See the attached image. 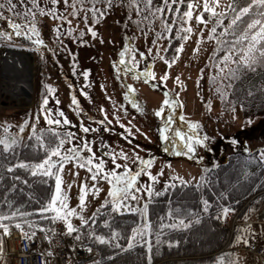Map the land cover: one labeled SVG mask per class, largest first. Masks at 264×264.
<instances>
[{
	"label": "rangeland",
	"instance_id": "rangeland-1",
	"mask_svg": "<svg viewBox=\"0 0 264 264\" xmlns=\"http://www.w3.org/2000/svg\"><path fill=\"white\" fill-rule=\"evenodd\" d=\"M72 3L73 0H68V6L61 14L66 17L65 20L53 19L51 16L36 17L40 36L34 35V39L44 41L39 45L42 50L34 51L32 44L19 43V40L0 42V125L4 127L0 138H16L21 142L35 129L48 124L45 119L47 116L52 120H60L61 123L57 125L67 133H73L69 140H65L61 151L75 146L81 148L80 156L84 158L94 153L95 162L104 161L105 171L114 170L124 174L126 170L123 165L127 164L128 169L135 173L145 167L139 163L137 156L144 160L151 159V168H146L137 177L135 186L130 190L137 198L122 200V212L142 210L145 204L148 205L151 196L146 188L149 185L160 192L169 183L179 182L176 177L189 183H200L206 170L226 159L229 153L264 147V115L245 117L240 106L226 107L221 103L219 94L228 85H225L226 80L223 78L224 70L220 69L223 61L212 65L211 55L216 44L208 38L210 22L205 26L197 25L195 19L191 21L194 32L181 43L183 51L177 54L176 62L169 66L165 60L171 61L173 57L164 54L169 42L168 32L161 40L158 36L163 29L161 12L149 8L147 0L142 2L141 13H135V17L127 15L119 5H112L105 12L100 10L94 14L88 11L85 0L83 9L77 0L79 14L73 16L70 15ZM224 3H232V0H222ZM199 11L196 9L194 16ZM173 22L169 24L172 26ZM69 29L72 31L69 32ZM89 29L94 30L96 35L93 36ZM81 32L84 33L82 36ZM8 33L15 38L14 29L10 27ZM16 37L19 39L23 36ZM197 48L199 51H194ZM8 49L25 51L30 55L34 75L33 91L28 95L30 99L25 94L16 98L7 89L3 77V57ZM125 49L130 51L125 52V63L121 64L120 53ZM133 56L136 62L134 72L128 71L132 67ZM232 63V60L229 61L227 66ZM145 70L154 72L155 78L142 75ZM165 73L168 79L162 81L160 77ZM217 75V83L212 84V77L214 79ZM48 85L52 86L54 92L48 91ZM126 85H131L135 91L129 93ZM165 92L169 93L168 99L174 103L163 105ZM125 93H129V98H125ZM45 97L48 99L47 105L43 104ZM73 97L77 104L72 103ZM132 99L140 106V110L133 106ZM161 107H164V111L156 116L155 112ZM60 112L64 116H60ZM169 115L172 117L166 133L169 139L163 140L160 130L168 123ZM65 117L70 123L63 122ZM190 123H199L200 127L191 129ZM22 125L23 132L20 130ZM81 125L95 131L84 132ZM177 130L186 135H196L202 140L204 137L207 139L203 144L195 145V152L184 155L187 149L175 135ZM85 142L92 149L91 153L83 148ZM110 152L116 155L115 163ZM121 153H126L128 159L125 160ZM148 171L157 176L156 181L148 177ZM161 171L162 175L159 174ZM62 176V191L67 195L68 208L79 212V215L69 217L74 228L83 225L81 215L89 221L102 205L112 204L113 197L109 195L114 186L109 183L111 176L99 178L103 176L101 172L96 180H92L88 168L78 167L76 161L64 165ZM82 185L86 186L87 196L86 207L80 211ZM93 185L97 191H93ZM136 188L140 191L137 192ZM263 207L253 216L248 212L239 217V211L234 210L226 219L223 218L230 225H233L234 219L242 221L235 228L244 232L249 243L264 242V222L260 218ZM3 249L0 264H13L11 255ZM237 255L245 258L238 249Z\"/></svg>",
	"mask_w": 264,
	"mask_h": 264
},
{
	"label": "trees",
	"instance_id": "trees-1",
	"mask_svg": "<svg viewBox=\"0 0 264 264\" xmlns=\"http://www.w3.org/2000/svg\"><path fill=\"white\" fill-rule=\"evenodd\" d=\"M143 1L135 0L133 3L132 0H111L112 5L122 6L126 14L133 17H135V13L138 15L141 13ZM85 2L88 11H92L93 5L99 11L105 12L108 8L107 0H85ZM250 2L251 0H234V2L232 0L233 7L243 6ZM0 3L7 5V0H0ZM11 3L16 5L12 13L7 11V6L0 9L3 12V16L0 17V32L8 33L9 19L21 23L22 28L26 30L28 27L26 21L32 19L31 16L27 15L29 8L36 13V17L40 16L39 11L32 7L31 0H11ZM38 3L40 8H55L57 16L65 12L64 0H59L57 5H52L51 0H38ZM169 4L171 8L164 5V0H152L151 9L154 11L156 7H161L163 9L161 19L168 23L174 21L172 32L168 33L171 42H168L164 53L172 58L177 55L176 49L184 41L177 36V30L181 26L179 15H182L183 11L186 10L187 5L186 3L173 4L172 0H169ZM136 5H139V12L136 10ZM176 8L180 9L179 15L175 11ZM260 11H264V9H260ZM13 13L19 15H13ZM204 17L211 23V28L216 26L215 19H209L208 13H204ZM231 17L232 13L227 12L223 25L217 26V31L213 34L214 37L224 41L223 44L218 45L217 39H212L216 44L211 55L214 66L221 62V57L233 44L236 45V48L231 50L234 51L232 61H238L242 55L240 49H243L248 43V41L238 40L237 37L245 30L248 20L255 17H245L244 20L230 29L227 35L221 37V32L228 25ZM137 21L139 22V20ZM4 26L6 27L3 28ZM165 34L166 32H163V37H160L161 40L165 38ZM10 36V39L0 36V42L11 43L19 40V43L32 44L34 51H39L41 48V46L34 44V35L31 39L27 36L19 39L16 36L13 38L11 34ZM220 69L224 70L223 78L226 80L225 85H228V88L219 94L222 105L226 107L240 106L245 117L264 115V61L254 64L252 69L237 63L225 67L223 62ZM230 70H235V73L232 74ZM217 80L218 75L214 79L212 77V84L217 83ZM3 131L4 127L0 125V133ZM41 135L44 143L48 147H53L57 143V137L64 139L67 132L60 125L48 123L38 127L21 142H18L14 152L5 153L3 146L0 145V177H2L0 179V214H8L11 211L29 214L22 217L18 216L16 220L31 221L35 227L30 230L39 228L48 230L55 225L56 220L53 222L50 219L42 218V216L52 217L55 213L46 212L42 214L38 211L41 207L46 206L54 194L55 178L40 174L33 176L27 170L20 168L8 173L6 166L9 163L16 164L20 160L33 163L43 160L47 153L44 148L40 147L36 138ZM67 139L65 140L67 141ZM262 151H264V147L259 150H242L229 153L226 159L206 170L200 183L173 182L160 192L153 188L146 216H142L140 211H114L112 204L109 203L101 207L96 212L97 215L92 217L88 224L81 225L78 230L82 238L97 249L99 264H149L146 242H150L152 245L151 264H229V261L237 260V258H239V264H247L246 259L237 255L236 236L241 231L238 228H234L232 231V225L224 220L220 210L222 207H229L239 211V217L248 212L253 216L264 205V159H261ZM15 176H20V179L16 180ZM45 180L47 183L44 182ZM156 193H160V195ZM204 200L209 202L207 211H204ZM180 219L189 223L190 226L188 228H161V224L179 223ZM104 221L108 222V226H105ZM3 223L10 222L3 221ZM145 223L151 225L150 233L144 229L146 235L143 237L137 235L133 241V247L128 248L129 237L133 235L132 229L138 226L142 228ZM10 225H14V222ZM113 230L119 233L116 242L127 249L126 251L115 247V244H100L89 235L90 232L95 231L97 235L111 239ZM158 234H160V243H157ZM0 235H2V229H0ZM169 241L172 242L171 247Z\"/></svg>",
	"mask_w": 264,
	"mask_h": 264
},
{
	"label": "snow or ice",
	"instance_id": "snow-or-ice-1",
	"mask_svg": "<svg viewBox=\"0 0 264 264\" xmlns=\"http://www.w3.org/2000/svg\"><path fill=\"white\" fill-rule=\"evenodd\" d=\"M78 2L80 3L81 9H83V4H84V0H78ZM133 3H135V0H132ZM234 2V0H233ZM52 5H57L59 3V0H51ZM76 3L77 0H73V3L71 4V7L73 9V11L70 13V15L76 16L79 14L78 10L76 9ZM173 4L179 3V4H184L186 3V10L183 11L182 15L180 14V9L176 8L175 11L176 13L179 15V20H180V28L177 30V36H179V38L181 40H188L190 38V34H192L194 32V28L193 25L191 23V21L193 19H195L196 24L197 25H205L207 26L208 20H205L204 17V13H208L209 14V19L214 18L215 19V25L210 29L209 32V39H217V44L221 45L224 43V41L222 39L216 38L213 36L214 33H216L217 31V26H221L224 23V18L226 16L227 12H231L232 13V17L228 23L227 26L224 27L223 31L221 32V37L225 36L228 34L229 30L234 28L238 22L244 20L245 17H255V18H251L248 20V22L246 23V27L245 30L241 33V35L239 37H237L238 40H244V41H248V43L246 44V46L243 49H240V51L242 52V55L239 57L238 61H232L233 63H237L240 64L246 68L252 69V66L258 62L264 61V11H260V9H264V0H251L250 3H246L243 6H239L237 5L236 7H233L232 3H224L222 4V0H172ZM64 4L67 8L68 6V0H64ZM31 5L33 8H36L39 11V14L41 16L44 15H48L53 17V19H61V20H65L66 17H64L63 15L57 16V10L55 8H49V9H44V8H40L38 0H31ZM164 5L166 7L171 8V5L169 4V0H164ZM7 6V11L12 13L13 9L16 7L15 4L11 3V0H7V5L4 3H0V9H4ZM107 6L111 7L112 6V2L111 0H107ZM147 6L149 8L152 7V0H147ZM196 9H200L199 12H197L194 16V11ZM218 9H221L218 11ZM136 10L137 12L140 11L139 9V5H136ZM255 10V11H254ZM93 13L95 14L97 11H99L98 9L95 8V6L93 5L92 8ZM155 12H162L163 9L161 7H156L154 9ZM101 15H103V13H100ZM13 15H19L17 13H13ZM27 15L31 16V21H26L28 24V27L26 30H24L22 28L21 23H17L11 19H9V26L15 30V35L16 36H27L29 39L32 38L33 35L39 37L40 36V32L37 28V25L35 23L36 20V13L33 12L31 10V8L27 9ZM3 16V12L0 11V17ZM85 21L87 20V16L84 17ZM145 19H147V17H145ZM69 24H71V21H68ZM162 28H163V32H168L171 33L172 32V26L166 21L162 19ZM72 29H69V32H71ZM89 31L92 32V35L95 36L96 33L94 30L89 29ZM57 32H59V29L57 28ZM163 32L159 33L158 36H160L161 38L163 37ZM181 33H183V35H181ZM84 33L81 32V36ZM0 36H5L7 38H11L10 34L6 33V32H0ZM171 42V41H169ZM34 43L36 45H42L44 43V41L42 39L37 38ZM153 43L155 44L156 42L153 41ZM197 43H199V41H197ZM236 48V45L233 44L231 45V48H229V50L226 52V54L221 57V60L224 62L225 67L227 66L228 62L232 60V49ZM130 51L129 49H125V51H122L120 53V63L124 64L125 60H124V56H125V52ZM183 51V45L181 44L177 49H176V53L178 54L179 52ZM194 51H199V49H194ZM149 52H151V49H149ZM141 56H143V53H141ZM161 59H164L163 57H161ZM176 59H178V55H174L173 59L171 61L165 60V63L168 64L169 66H171V64L176 62ZM136 69V62L133 56V63H132V67L128 69V71H135ZM223 69H221L222 71ZM254 70V69H253ZM230 72L232 74L235 73V70H230ZM85 76L88 75L87 72L84 73ZM142 75H144L145 77H149V78H155V73L151 72L149 70H145ZM135 78H138V76H136ZM160 79L162 81L167 80L168 79V75L167 73H165V75H163L162 77H160ZM177 82H179V77L176 78ZM126 87L129 89V93L130 92H134L135 89L132 88L131 85H126ZM153 87H155V85H153ZM48 91L49 92H54V89L52 88L51 85L47 86ZM219 91V89H218ZM129 93H125V98H129ZM251 94V93H249ZM165 99L163 100V105H170L172 103H174V101H170L168 99L169 97V93L165 92L164 93ZM223 98V96H222ZM131 102L133 103L134 107H137L138 110H140V106L136 103V101L134 99L131 100ZM57 103H59V101H57ZM73 104H77L78 102L76 101L75 97H73L72 100ZM43 104L47 105L48 104V99L47 97L44 98L43 100ZM210 105H209V109H210ZM103 110V109H102ZM164 111V107H161L158 111L155 112L156 116H160L161 113ZM234 111V109H233ZM60 116H64L63 112L58 113ZM37 119H39V117H37ZM45 119L47 120V122L49 124H60L61 121L60 120H52L49 119L47 116L45 117ZM181 119H183V117H181ZM172 120L171 115L168 116V123L165 124V127L163 129L160 130V136L161 139L163 140H168L169 137L166 134L167 131L169 130V124ZM65 124L70 123V121H68V119L65 117L64 121ZM100 123H103V121H101ZM249 123H251V121L249 120ZM25 124H27V121H25ZM189 127L191 129H197L200 127L199 123H190ZM33 128H35V125H33ZM81 128L84 132H89V131H95V129H90L88 127H84L83 125H81ZM21 132H23L24 130V126L22 125L20 127ZM43 131V130H42ZM54 131V130H53ZM35 135V133H33ZM175 135L177 137H179V139L181 141H183V147L185 149H187L186 152H184V155H188L189 153H193L196 151V147L195 145L197 144H203L204 140L207 139V137H204V139H200L198 136L196 135H186L185 133L177 130ZM73 133L68 132L66 137L64 139H61L59 137H57V143L55 146L53 147H48L44 141H43V136H37V140L40 143V147L44 148L46 151V156L43 160H41L40 162L37 163H33L31 161H26V160H20L18 161V163L16 164H7L6 166V171L8 173H12L14 171V169L20 168V169H25L29 172L30 175L36 176L38 174L45 176V177H54L55 178V191L54 194L51 196L50 200L47 202L46 206L41 207L40 209H38V211H40L42 214L46 213V212H53L55 213L54 216L52 217H44L42 216V218L44 219H50L53 222L57 219H63L64 223L66 224V230L68 234H72L73 232L77 231L76 228H74L73 224L71 223L69 217L72 215H79V212H77L76 209H69L68 205L66 203L67 201V195L63 193L62 191V184L64 183L63 181V176L62 173L64 171V165L70 161H76L77 162V166L81 167V168H88V171L92 173L91 179L92 180H96L98 178V174L103 172V176L99 177V178H108L109 176L112 177V179L109 180L110 184H113L114 186L112 187V189L109 191V195L113 197L112 200V205H113V210L114 211H120L122 209V200H126L129 197H131V199H136L137 197L130 191L134 186H135V182L137 177H139L141 175L142 172H144L146 170V168H151L153 161L151 159L149 160H144L143 158H140L139 156H137V160H139V163L145 167H141L139 171L132 173L131 169H128L127 164L123 165V167L125 168V173L124 174H120V173H116L114 170L112 171H105L104 170V161L100 160L99 162H95L94 161V156L95 154L92 153L91 157L88 158H84L82 156H80V152H81V148L79 147H73L70 149H67L65 151H61L64 143H65V139L72 137ZM18 141L16 138H8V137H3L0 138V145L3 146V151L5 153L9 152V151H13L15 149V146L17 145ZM173 146L175 147V142H173ZM83 148L87 149L90 153L92 152V149L90 148L89 144L87 142H85L83 144ZM165 151H168V149H165ZM110 156H112V160L113 163H115L116 160V155L114 153H109ZM121 155L123 156V158L125 160L128 159L127 154L126 153H121ZM52 157H57L58 159L53 160ZM261 159H264V151L261 152ZM95 169V170H94ZM160 175H162V171L161 173H159ZM78 175V174H77ZM148 177L152 180V181H156L157 180V176L153 175L150 171L147 172ZM16 180L20 179V176H15L14 177ZM0 179H2V177H0ZM176 179H179L181 181V183L183 184H187L188 182L184 181L182 178L180 177H176ZM203 180V177L201 178ZM45 183H47V181H44ZM25 183H27V181H25ZM68 187H71V184L68 185ZM93 187V191H97V189L95 188V185L92 186ZM137 192L140 191L139 188L135 189ZM146 191L149 193V196H151L153 189L152 187L149 185L146 188ZM157 195H160V193H156ZM86 196H87V190H86V186H81L80 189V196H79V202H80V211H82L84 209V207H86L85 204V200H86ZM105 203H108V201H105ZM203 205H204V211L208 210L209 207V202L207 200L203 201ZM9 206H11L9 204ZM103 207V205L101 206ZM130 211H140L142 216H146L147 211H148V205L145 204L144 208L142 210H138V209H129ZM99 211V210H97ZM179 211V210H177ZM234 211V209H231L229 207H222L220 210L221 215L226 219L229 215L230 212ZM25 215H29L27 213H21L19 211H11L8 214H0V229H2V235H0V254L3 253L4 249H3V244H4V240H3V236H7L10 234L11 232V228H10V223L14 222V226L16 229L20 230V233L22 236L25 237H29V232L25 230V226H27V228L31 229L33 227H35L31 221L29 220H16V217L18 216H25ZM97 215V213H93V217H95ZM169 215H171V212H169ZM219 218V216H218ZM81 222L83 224H88L89 221L87 219H85L82 215L80 216ZM3 221H9L10 223H3ZM95 221L93 220V223ZM105 226H108V222L104 221ZM190 226L189 223H185V221L183 219L179 220V223H173L170 225H164L161 224V228L164 227H170V228H178V227H183V228H188ZM144 229H147L148 232L150 233L151 231V225L149 223H145L143 225V227L141 228L140 226H138L137 228H133L132 229V233L133 235L131 237H129V242H128V248H132L133 247V241L135 240L136 236L139 235L141 237H143L144 235H146ZM52 231L54 232L55 229H52ZM32 236L35 235V232L31 233ZM90 236L94 237L95 240L100 243V244H115V247H119L121 248L122 251H126L127 249H124L122 245H120L117 241V238L119 237V233L115 230H113L112 232V237L111 239L106 238L103 235H97L95 233V231H92L89 233ZM77 240H79L81 237L78 235ZM48 239L50 240L51 238L48 237ZM141 242H144L143 240H141ZM236 242L237 243H243V244H248L249 240L245 238L244 232L242 231L240 233V235H238L236 237ZM157 243H160V234L157 235ZM169 246L171 247V241L168 242ZM146 247L148 249V261L149 264H151V251H152V245L150 242H146ZM88 252H92L93 249L91 247L87 248ZM110 258V257H109ZM93 264H99L98 261H93ZM229 264H239V258H237V260H233V261H229Z\"/></svg>",
	"mask_w": 264,
	"mask_h": 264
},
{
	"label": "built area",
	"instance_id": "built-area-1",
	"mask_svg": "<svg viewBox=\"0 0 264 264\" xmlns=\"http://www.w3.org/2000/svg\"><path fill=\"white\" fill-rule=\"evenodd\" d=\"M260 218L264 222L261 214ZM241 223L234 219L232 226ZM10 228V234L3 236V245L11 255L13 264H91L99 258L97 249L85 241L78 230L72 234L67 233L63 219H57L56 224L48 230H30L25 226L31 238L22 236L15 226ZM32 232H35L34 236ZM78 235L81 237L79 240L76 238ZM88 247L93 249L91 253L87 251ZM239 252L247 256L248 264H264V242L243 244Z\"/></svg>",
	"mask_w": 264,
	"mask_h": 264
},
{
	"label": "bare ground",
	"instance_id": "bare-ground-1",
	"mask_svg": "<svg viewBox=\"0 0 264 264\" xmlns=\"http://www.w3.org/2000/svg\"><path fill=\"white\" fill-rule=\"evenodd\" d=\"M3 77L7 89L14 97L20 98L22 94L28 96L33 91L34 75L30 55L25 51L8 49L3 57ZM264 218V209L261 211Z\"/></svg>",
	"mask_w": 264,
	"mask_h": 264
}]
</instances>
